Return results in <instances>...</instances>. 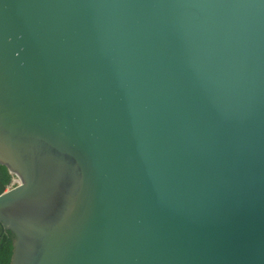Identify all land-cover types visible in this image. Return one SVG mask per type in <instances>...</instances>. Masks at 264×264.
Listing matches in <instances>:
<instances>
[{"label":"water","instance_id":"water-1","mask_svg":"<svg viewBox=\"0 0 264 264\" xmlns=\"http://www.w3.org/2000/svg\"><path fill=\"white\" fill-rule=\"evenodd\" d=\"M10 264H264V0H0Z\"/></svg>","mask_w":264,"mask_h":264},{"label":"trees","instance_id":"trees-1","mask_svg":"<svg viewBox=\"0 0 264 264\" xmlns=\"http://www.w3.org/2000/svg\"><path fill=\"white\" fill-rule=\"evenodd\" d=\"M13 175L8 168L0 164V181L6 186L11 182ZM14 235L10 231H5L0 240V264H10L12 255V243Z\"/></svg>","mask_w":264,"mask_h":264},{"label":"built area","instance_id":"built-area-1","mask_svg":"<svg viewBox=\"0 0 264 264\" xmlns=\"http://www.w3.org/2000/svg\"><path fill=\"white\" fill-rule=\"evenodd\" d=\"M21 183V180L17 176H13L11 182L7 185L8 189L14 188Z\"/></svg>","mask_w":264,"mask_h":264},{"label":"rangeland","instance_id":"rangeland-1","mask_svg":"<svg viewBox=\"0 0 264 264\" xmlns=\"http://www.w3.org/2000/svg\"><path fill=\"white\" fill-rule=\"evenodd\" d=\"M7 187V186H6Z\"/></svg>","mask_w":264,"mask_h":264}]
</instances>
